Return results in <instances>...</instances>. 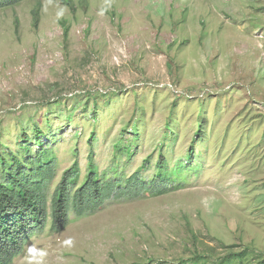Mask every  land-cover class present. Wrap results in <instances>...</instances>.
<instances>
[{
	"label": "rangeland",
	"instance_id": "rangeland-1",
	"mask_svg": "<svg viewBox=\"0 0 264 264\" xmlns=\"http://www.w3.org/2000/svg\"><path fill=\"white\" fill-rule=\"evenodd\" d=\"M136 123L131 169L147 167V178L162 152L178 165L196 143L185 187L72 213L62 233L33 238L15 264H214L244 251L246 264H264V0L0 9V151L21 152L23 136L40 128L59 174L79 162L84 176L90 153L100 172L109 168Z\"/></svg>",
	"mask_w": 264,
	"mask_h": 264
},
{
	"label": "trees",
	"instance_id": "trees-1",
	"mask_svg": "<svg viewBox=\"0 0 264 264\" xmlns=\"http://www.w3.org/2000/svg\"><path fill=\"white\" fill-rule=\"evenodd\" d=\"M23 1L0 0V9ZM202 122L198 121L200 131ZM132 130L134 140L122 144L124 137L121 138L120 144L113 147L112 162L105 171L100 172L93 153H90L84 176L79 162L59 174L60 165L54 147L43 142V138L49 140L51 136L40 128L34 129L31 139L26 134L23 136L21 152L8 148L6 152L0 151V264H15L29 242L46 230L62 233L71 222L72 213L79 218L102 210L113 200L156 198L185 187L196 170L193 159L196 143L190 146L189 160L178 165H170L162 152L156 170L147 178L144 176L147 167L131 169L139 153V145L134 144L140 138L139 124H134ZM168 131L167 136L174 135L172 130ZM53 141L54 138L50 143ZM203 258H197L193 264H205ZM247 261L244 251L230 253L214 264H246Z\"/></svg>",
	"mask_w": 264,
	"mask_h": 264
}]
</instances>
